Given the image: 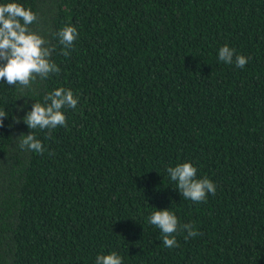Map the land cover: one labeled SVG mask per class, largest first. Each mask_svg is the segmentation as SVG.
<instances>
[{
  "label": "trees",
  "instance_id": "trees-1",
  "mask_svg": "<svg viewBox=\"0 0 264 264\" xmlns=\"http://www.w3.org/2000/svg\"><path fill=\"white\" fill-rule=\"evenodd\" d=\"M7 2L37 14L60 73L23 93L0 81V264H264V0ZM225 44L243 69L219 60ZM57 88L78 97L67 127L33 130L43 154L20 149L31 130L13 118ZM183 162L215 183L206 202L169 179ZM165 209L199 235L166 248L147 222Z\"/></svg>",
  "mask_w": 264,
  "mask_h": 264
},
{
  "label": "clouds",
  "instance_id": "clouds-1",
  "mask_svg": "<svg viewBox=\"0 0 264 264\" xmlns=\"http://www.w3.org/2000/svg\"><path fill=\"white\" fill-rule=\"evenodd\" d=\"M37 14L30 8L17 2L0 4V81L9 86H16L20 93L31 89L35 82L46 80L52 74H59L60 68L51 59L56 51L45 37L31 30L37 22ZM59 44L63 46L62 54L70 55V49L78 39L79 33L75 26H65L56 33ZM218 58L225 64H235L243 69L251 59L236 53V49L227 44L218 51ZM21 97H24L21 95ZM78 97L72 90L57 88L44 96V102H35L31 110L22 118L14 117L15 123L24 124L31 130L29 134H20L16 139L22 150L43 154L45 147L33 130H53L67 127V117L63 109H75ZM23 110V106L21 109ZM9 116L0 110V127ZM11 127V125H9ZM168 177L175 182L176 189L185 200L193 203L206 202L208 195H215L216 185L207 177L198 178V169L190 162L179 163L166 169ZM147 222L162 234V243L166 248L179 247L176 239L178 232H187V237L199 233L189 223L181 224L178 217L169 209L156 210L147 217ZM95 264H123V259L116 252L97 255Z\"/></svg>",
  "mask_w": 264,
  "mask_h": 264
}]
</instances>
